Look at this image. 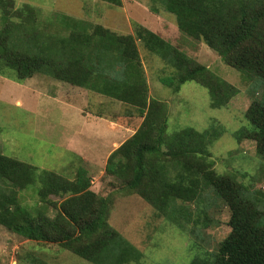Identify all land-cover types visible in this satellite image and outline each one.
Here are the masks:
<instances>
[{
	"label": "trees",
	"instance_id": "1",
	"mask_svg": "<svg viewBox=\"0 0 264 264\" xmlns=\"http://www.w3.org/2000/svg\"><path fill=\"white\" fill-rule=\"evenodd\" d=\"M97 1L121 6V0ZM154 3L157 8L149 10L162 11L189 47L204 45L242 76L264 83V0ZM39 14L26 4L0 0V73L9 68L21 82L46 76L115 100L126 109L127 128L138 119L140 123L110 153L101 179L110 177L120 184V195H133L150 206L153 230L173 226L187 236L191 242L187 246L194 251L187 264H264V189L257 186L264 179L263 103L253 99L243 114L245 126L233 133L239 143L255 144L259 182L247 175V186L237 173L215 170L210 148L226 133L223 125L204 132L184 128L167 135L168 105L149 96L136 42L172 68L171 77L161 82L174 94L194 82L207 89L212 109H225L237 88L141 25H133V34H119L63 14L53 27H45L37 23ZM123 116L115 121L124 122ZM1 152L0 145L1 227L25 241L57 245L59 252L90 264H141L142 254L108 223L110 195L91 189L83 167H77L69 180ZM219 204L228 209L229 232L208 249L204 244L210 235H204L202 243L196 239L215 224L208 211ZM160 220L169 226H158ZM33 252L25 253V264H48Z\"/></svg>",
	"mask_w": 264,
	"mask_h": 264
},
{
	"label": "rangeland",
	"instance_id": "2",
	"mask_svg": "<svg viewBox=\"0 0 264 264\" xmlns=\"http://www.w3.org/2000/svg\"><path fill=\"white\" fill-rule=\"evenodd\" d=\"M13 1L15 5L26 4L39 10L37 23L45 27H53L59 21L56 17L63 14L99 24L119 34H133V25L138 24L179 46L180 50L199 64L206 65L214 74L238 90L225 109H212L209 92L194 82L185 83L174 94L161 82L162 78L171 77L172 68L148 52L140 42H136L149 96L165 101L168 105L167 135L184 128L204 132L208 128L217 129L223 125L226 133L210 148L215 170L219 174L237 173V179L244 181L247 186L250 184L247 183V175L254 183L259 182L260 169L257 171L254 163V142L243 140L239 143L233 133L245 126L243 114L253 99L257 98L264 105V83L258 78L242 76L240 72L225 65L218 55L204 45H197L195 49L189 47L179 36L173 22L162 11L154 14L149 10L150 6H158L154 0H121V6L113 8L97 0ZM78 88L74 89V86L62 82L57 84L56 81L40 75L22 82L17 81L12 70L3 68L0 73L1 153L36 168L63 174L69 180L77 167H83L90 178L91 189L103 196L110 195L112 201L109 203L108 223L142 254L141 264H162L163 261L164 264L189 263L194 251L187 246L188 243L191 245L187 236L183 237L171 225L162 231L153 230L155 220L152 218L153 209L150 206L133 195H120V184L113 183L110 177L101 179L107 155L132 135L140 119L131 128H127V118L123 116L126 109L118 103H109L110 100L105 96L101 97L89 91L80 92ZM79 109L90 117H100L101 113L102 123L89 125L77 135ZM113 114L119 116L120 120L123 116L124 122L113 121ZM103 123L113 130H107ZM69 138L74 143L86 145L85 148H76L70 152L67 145ZM104 149H107V153L103 157L101 151ZM83 150L89 153L88 156ZM256 159L259 164L261 158ZM65 168L67 170L64 172ZM257 186L264 189V179ZM251 192L252 190H248L249 195ZM26 202L32 203L30 199ZM208 217L215 224L200 235L197 232L200 239H195L201 242L204 235H210L208 244L204 245L212 249L229 232L228 209L219 204L217 209L211 208L208 211ZM157 225L162 228L169 226L162 220ZM262 225L264 226V218ZM27 251H34V255L48 264H90L67 251L59 252L57 245L25 241L0 226V264H25L24 256Z\"/></svg>",
	"mask_w": 264,
	"mask_h": 264
},
{
	"label": "crops",
	"instance_id": "3",
	"mask_svg": "<svg viewBox=\"0 0 264 264\" xmlns=\"http://www.w3.org/2000/svg\"><path fill=\"white\" fill-rule=\"evenodd\" d=\"M20 5H23V4H20ZM20 5H18V6H20ZM66 15V14H65ZM69 16V15H68ZM58 83H60V82H57V84ZM73 87V86H72ZM74 89H75V87H74ZM78 90H80V92H82V91H86V90H84V89H81V88H78ZM87 92V91H86ZM99 96H101V97H103V95H100V94H98ZM106 97V96H105ZM108 98V97H107ZM108 100H110L109 101V103L111 102L112 104H114V103H116V101L115 100H113L112 98H108ZM77 114L79 115V124L77 125V130L79 129V132L77 133V135L81 132V130H83V129H85V128H87L89 125H94V124H97L98 122H100V123H102L101 121H100V119L102 118V114L100 113V117L99 116H97V115H91V117L93 118H91L90 116H89V114H85V112L83 111V110H77ZM86 115V116H85ZM104 116V115H103ZM113 116H114V118H111V119H113V121H115V119H116V114H113ZM101 120H103V118L101 119ZM106 122H109V121H106ZM99 123V124H100ZM104 124V123H103ZM105 125V124H104ZM105 128L108 130V128L110 129V130H113L112 129V127H109V126H107V125H105ZM117 134V133H116ZM115 134V135H116ZM131 134H133V132L131 133ZM130 134V135H131ZM114 142H115V140H114ZM119 144H121V143H119ZM67 145H68V149H69V151L70 152H73V151H71V150H74V149H78V150H81V147L82 148H85V146L86 145H84V144H80V143H74V141L72 140V139H70L69 138V140H68V143H67ZM89 146V145H88ZM108 149V148H107ZM107 149H104V150H102L101 151V153H103V157L106 155V150ZM83 153H87V151H85V150H83ZM111 153V152H110ZM110 153L107 155V158H108V156L110 155ZM88 154L89 153H87V155L86 156H88ZM98 154H100V153H98ZM92 155H93V153H92ZM73 156H76V155H73ZM77 157V156H76ZM78 158V157H77ZM82 161H85L84 159L82 160ZM105 164H106V162H105Z\"/></svg>",
	"mask_w": 264,
	"mask_h": 264
}]
</instances>
